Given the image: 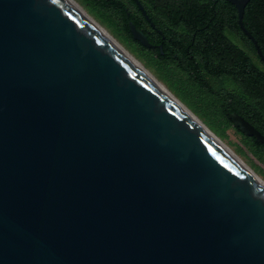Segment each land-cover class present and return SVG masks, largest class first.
Wrapping results in <instances>:
<instances>
[{"label": "water", "instance_id": "95a60500", "mask_svg": "<svg viewBox=\"0 0 264 264\" xmlns=\"http://www.w3.org/2000/svg\"><path fill=\"white\" fill-rule=\"evenodd\" d=\"M0 264H264V185L69 0H0Z\"/></svg>", "mask_w": 264, "mask_h": 264}, {"label": "trees", "instance_id": "16d2710c", "mask_svg": "<svg viewBox=\"0 0 264 264\" xmlns=\"http://www.w3.org/2000/svg\"><path fill=\"white\" fill-rule=\"evenodd\" d=\"M85 1L91 9L115 27L125 42L137 45L141 52L148 54L160 71V76L191 106L199 102L203 110L210 111L219 120L222 130L226 127H233L241 133L238 128L233 126L227 113L235 111L246 119V85L237 87L229 85L224 80H219L210 58L207 59V55H204L202 59H199L200 51L191 34L180 36L167 29L169 19H175L180 14L196 13L199 7L198 0H157L155 5L151 0H140L150 21L159 28L161 33L153 31L152 26L133 0ZM251 1L259 2V8L263 10L264 14V0ZM128 21H132L136 28L144 32L149 42L155 45L154 51H150L133 39L128 28ZM250 32L257 40L264 55V35H256L253 30ZM186 41L192 43L186 45L184 44ZM159 44L162 46V53L158 47ZM246 47L251 53V56L246 60V77L264 79V61L260 59L254 44L247 36ZM262 88L260 98L264 100V84H262ZM253 101L254 99L251 98L250 102ZM242 135L247 145L264 153L263 145L256 143L244 134Z\"/></svg>", "mask_w": 264, "mask_h": 264}, {"label": "flooded vegetation", "instance_id": "af4514ba", "mask_svg": "<svg viewBox=\"0 0 264 264\" xmlns=\"http://www.w3.org/2000/svg\"><path fill=\"white\" fill-rule=\"evenodd\" d=\"M155 1L157 0H151L154 5ZM198 1L199 7L196 13L180 14L175 19H169L167 29L180 36L191 34L200 51L199 59H202L204 55H207V59L210 58L219 80L237 87L246 85V120L264 135V114H262L264 100L260 98L264 79L246 77V60L251 53L246 47L244 31V29L253 30L256 35H264V14L259 8L260 3L251 0L247 2L244 6L241 25L237 9L229 1ZM141 26L144 27L143 24ZM152 29L160 33L157 26H152ZM191 43L186 41L184 44ZM151 44L152 47L148 49L154 51L155 45ZM251 98L254 99L252 103ZM246 137L254 140L252 136ZM261 145L264 148V144Z\"/></svg>", "mask_w": 264, "mask_h": 264}, {"label": "rangeland", "instance_id": "374dc122", "mask_svg": "<svg viewBox=\"0 0 264 264\" xmlns=\"http://www.w3.org/2000/svg\"><path fill=\"white\" fill-rule=\"evenodd\" d=\"M80 7L101 26H103L122 46L137 58L177 99L188 107L215 135H217L237 156L242 159L262 180H264V153L259 152L245 143L243 135L233 127L220 128L219 120L213 113L203 110L201 104L195 103L191 106L182 96H180L168 82L160 75L156 64L150 59L148 54L141 52L137 45H130L125 42L106 19L98 15L91 9L85 0H75Z\"/></svg>", "mask_w": 264, "mask_h": 264}, {"label": "bare ground", "instance_id": "6f19581e", "mask_svg": "<svg viewBox=\"0 0 264 264\" xmlns=\"http://www.w3.org/2000/svg\"><path fill=\"white\" fill-rule=\"evenodd\" d=\"M69 2L82 14H84L110 41H112L126 56H128L144 73H146L175 103H177L183 110H185L215 141H217L236 161H238L246 170H248L259 182L264 185L262 180L237 154L230 149L215 133H213L186 105L177 99L149 70L129 51H127L122 44H120L103 26L90 17L75 0Z\"/></svg>", "mask_w": 264, "mask_h": 264}]
</instances>
